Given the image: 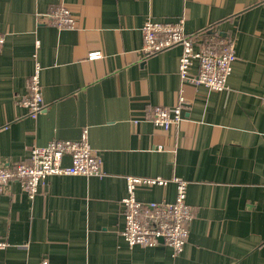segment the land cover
Segmentation results:
<instances>
[{"label": "crops", "instance_id": "1", "mask_svg": "<svg viewBox=\"0 0 264 264\" xmlns=\"http://www.w3.org/2000/svg\"><path fill=\"white\" fill-rule=\"evenodd\" d=\"M59 6L74 27L49 22ZM181 17L195 48L233 42L224 89L181 80L180 46L142 56L144 21ZM0 35V157L26 160L32 146L85 129L102 172L50 175L32 197L10 181L0 264H264V0H0ZM36 67L45 109L31 117L17 99ZM197 72L194 62L189 77ZM179 96L177 126L146 119ZM128 175L169 180L138 186L140 201H173L171 178L187 182L193 219L179 253L120 235Z\"/></svg>", "mask_w": 264, "mask_h": 264}, {"label": "built area", "instance_id": "2", "mask_svg": "<svg viewBox=\"0 0 264 264\" xmlns=\"http://www.w3.org/2000/svg\"><path fill=\"white\" fill-rule=\"evenodd\" d=\"M49 22L58 28L74 27V19L68 8L59 6L48 14ZM143 57L158 53L172 46H180L181 53L177 71L181 80H190L195 84H203L209 90L220 91L226 82L235 60L233 42L229 39H215L208 43L194 46V36L183 28V18L174 22H161L147 18L142 24ZM4 36L0 35V45ZM100 51L88 52V60L101 58ZM196 62L197 74L190 78L189 69ZM17 103L27 110V114L35 117L43 112L45 105L41 96L38 67L26 79V92L18 97ZM182 96L178 97L175 106L167 108L155 105L147 114V120L154 125L169 130L177 126L181 120ZM160 149V146H157ZM67 156L70 163L62 164ZM100 158L91 147L87 131L84 129L78 139H53L43 146H32L26 160H3L0 157V191H5L12 180H20L23 190L32 197L40 184L50 175H100ZM176 191L173 201H140L135 190L141 185H164L168 179L160 176L125 177L126 192L121 199L123 227L120 235L129 246H155L164 244L174 253H179L186 242L189 225L193 219V210L186 201L187 182L178 177L171 178ZM7 242L0 238V253ZM28 264H49L48 260Z\"/></svg>", "mask_w": 264, "mask_h": 264}]
</instances>
